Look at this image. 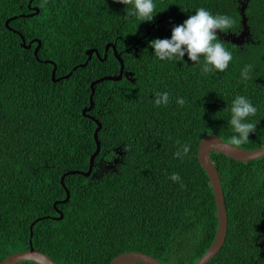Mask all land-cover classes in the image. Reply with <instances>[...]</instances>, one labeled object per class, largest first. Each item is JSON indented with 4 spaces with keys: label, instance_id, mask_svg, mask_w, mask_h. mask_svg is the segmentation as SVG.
<instances>
[{
    "label": "trees",
    "instance_id": "obj_1",
    "mask_svg": "<svg viewBox=\"0 0 264 264\" xmlns=\"http://www.w3.org/2000/svg\"><path fill=\"white\" fill-rule=\"evenodd\" d=\"M154 3L153 20L139 23L128 15L130 6L115 0H0V262L27 250L30 239L55 264H109L127 252L163 264H193L212 244L217 214L198 144L207 135L229 143L231 102L242 95L258 111L250 118L255 131L239 147L264 146V0ZM28 6L38 14L20 17L32 13ZM200 7L236 21L230 32H218L233 55L226 72L202 74L187 54L183 62L161 61L150 47L153 39H170L173 26ZM243 17L244 42L226 41L223 35L244 31ZM18 34L26 44L40 41L38 60L37 43L24 49ZM107 44L121 58L124 76L95 85L87 112L101 123L92 167V174L101 175L66 176L69 199L57 205L63 217L53 220V203L65 198L61 176L86 172L95 151L96 124L82 115L90 83L119 73ZM91 49L99 57L93 53L88 60ZM44 61L54 63V79L71 72L70 77L53 82L54 67ZM249 64L252 79L242 82L240 73ZM165 91L168 106H154V94ZM178 97L185 106L176 103ZM177 141L191 145L183 160L173 156ZM116 157V172L99 171L101 161ZM210 160L223 190L227 233L207 264H264V157L238 162L212 152ZM174 172L183 188L168 178ZM42 217L47 218L34 223L30 238V225Z\"/></svg>",
    "mask_w": 264,
    "mask_h": 264
},
{
    "label": "clouds",
    "instance_id": "obj_2",
    "mask_svg": "<svg viewBox=\"0 0 264 264\" xmlns=\"http://www.w3.org/2000/svg\"><path fill=\"white\" fill-rule=\"evenodd\" d=\"M115 2L130 6L128 15L135 16L139 23L151 22L157 13L154 0H115ZM235 24L236 21L228 15H213L200 7L183 23L173 26L170 39H153L150 41V47L155 57L161 61L183 62L182 58L187 54L193 66L201 68L202 74L223 73L227 71L233 55L225 47L224 40L218 37V32L226 34ZM253 68L254 66L249 64L242 69L240 73L242 82L252 79ZM170 99L169 92H156L152 103L156 107H166ZM176 103L183 107L187 102L183 97H178ZM257 111V107L245 96L238 95L231 102L229 124L234 134L229 138L230 145L239 147L249 142V134L255 131L257 124L250 122V118L255 117ZM176 143L178 147L173 153L174 158L183 160L188 157L191 145H181L179 141ZM100 175L101 172L98 176ZM168 178L174 183H180L182 188L185 186L178 173L174 172Z\"/></svg>",
    "mask_w": 264,
    "mask_h": 264
},
{
    "label": "water",
    "instance_id": "obj_3",
    "mask_svg": "<svg viewBox=\"0 0 264 264\" xmlns=\"http://www.w3.org/2000/svg\"><path fill=\"white\" fill-rule=\"evenodd\" d=\"M28 8L32 11V13H30L29 15H23L20 17H32L38 14L37 8H31L30 6H28ZM14 18L15 17H12L9 20H13ZM8 22L9 21H6L5 26H7ZM245 22H246L245 18L243 17L242 23L244 25V31L241 33L240 36L237 37L234 35H227V36L223 35L222 37L226 41H231L233 44H237V45L242 44L244 42V37L248 34ZM18 35L21 38V46L24 49H29L33 43L35 42L37 43V46L33 50V54H34L35 59L38 60L37 51L40 47V41L31 40L28 44H26L24 38L20 34ZM109 48L112 49L114 57L120 64L119 73L117 76H103L90 83L89 107L85 108L82 112L84 117L91 119L96 124V129L94 130V133H93V138H94L95 145H96L95 151L89 158V165H88V169L86 172L68 171L61 176L60 185L65 190V198L62 201H56L53 203V208L58 215V217H52L51 219L53 220H60L63 217L62 212L59 209H57V205L64 204L69 199V191L64 185V178L66 176H72V175H82L84 177H88L92 175L93 177L92 167H93L94 159L100 151V144L97 139V134L101 129V123L98 120L94 119L93 117L87 116L86 114L93 107L94 86L103 81H113V82L119 81L122 79L124 75V65L119 55H117L114 45L107 44L105 46V51H107ZM93 53H95L96 56H98L97 51L94 49H91L87 52L88 60L91 58ZM105 59H106V53H104V56L101 59V61H105ZM47 62L52 64L54 67L52 70V74H51V79L53 82H58L60 80L68 79L70 77L71 72L61 78L54 79V76H55L54 73H55L56 67L53 62L45 61V63ZM85 65H86V62L82 65H78L74 67L72 71H75L78 67H84ZM212 152L221 154L223 156H226L238 162H249V161L257 160V159L264 157V146L254 149V150H245L240 147L230 145L229 143L222 141L219 137L214 136V135H207L200 140L198 144V149H197V158H198L200 166L206 173L207 178L211 185L215 207H216V214H217V228H216V233H215L212 244L210 245L208 250L203 254V256L193 264H207L210 260H212L221 250L225 242L226 233H227V212H226V207H225V202H224V197H223V190H222L218 172L215 166L213 165L212 161L210 160V153ZM46 218L47 217H42V218H37L36 220H34V222L29 227L30 238L32 237V234H33L32 226L34 225V223H37L38 221L44 220ZM25 261L33 262L36 264H55L48 256H46L45 254L39 252L38 250L32 247L31 239L29 240V248L27 250L9 255L2 262H0V264H18V263L25 262ZM137 263L139 264H163L156 258L150 255L141 253V252H127V253L120 254L114 259H112L109 264H137Z\"/></svg>",
    "mask_w": 264,
    "mask_h": 264
},
{
    "label": "rangeland",
    "instance_id": "obj_4",
    "mask_svg": "<svg viewBox=\"0 0 264 264\" xmlns=\"http://www.w3.org/2000/svg\"><path fill=\"white\" fill-rule=\"evenodd\" d=\"M118 155H119V157H121L123 154L119 152ZM119 157L118 158L116 157V158H114L113 160H111L109 162L101 161L100 164H99V167H100L99 171H102V172H116L118 164L121 163V159H119ZM93 177L98 178L99 176H98L97 173H94Z\"/></svg>",
    "mask_w": 264,
    "mask_h": 264
},
{
    "label": "flooded vegetation",
    "instance_id": "obj_5",
    "mask_svg": "<svg viewBox=\"0 0 264 264\" xmlns=\"http://www.w3.org/2000/svg\"><path fill=\"white\" fill-rule=\"evenodd\" d=\"M126 74H128L127 72H126ZM124 76V75H123ZM87 116H89V117H93V116H91V115H89V114H86ZM94 118V117H93ZM95 119V118H94Z\"/></svg>",
    "mask_w": 264,
    "mask_h": 264
}]
</instances>
